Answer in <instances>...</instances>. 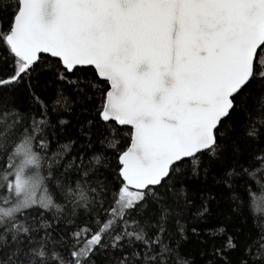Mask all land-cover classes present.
<instances>
[{
    "label": "snow or ice",
    "instance_id": "obj_1",
    "mask_svg": "<svg viewBox=\"0 0 264 264\" xmlns=\"http://www.w3.org/2000/svg\"><path fill=\"white\" fill-rule=\"evenodd\" d=\"M0 264H264V0H0Z\"/></svg>",
    "mask_w": 264,
    "mask_h": 264
}]
</instances>
